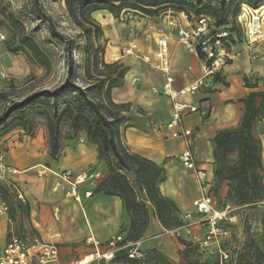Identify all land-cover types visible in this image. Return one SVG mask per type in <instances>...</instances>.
Returning <instances> with one entry per match:
<instances>
[{
	"label": "rangeland",
	"instance_id": "1",
	"mask_svg": "<svg viewBox=\"0 0 264 264\" xmlns=\"http://www.w3.org/2000/svg\"><path fill=\"white\" fill-rule=\"evenodd\" d=\"M205 1H210L218 7H224L228 13L229 25L236 23L237 15L244 4L257 9L255 15H260L264 8V0ZM178 13L180 11L162 9L158 16H150L124 10L115 16L106 10L104 13L97 14L99 19L94 17L101 24L103 31L95 37L93 33L86 36V33L73 23L64 0H0V32L5 35L4 41L10 51L16 52L22 49L34 66V71L26 78L21 81H9V86L0 92V115L13 101H21L35 92H47L41 98L35 99L33 108L28 111L26 118L33 125L30 131L20 127L12 128V125L16 123L13 115L5 124L0 125V134L13 133L12 137L15 141L24 142L26 140L39 149L38 152L48 149L53 169L57 172L66 168H72L77 173L99 171L103 180L109 174V168L104 160L98 158L97 146L90 143L84 137L83 132L75 136L71 135L69 139L64 140L59 157L52 158L48 144L46 112L52 111L50 106L54 102L59 105L60 109L65 106V103H77L81 91L93 82L88 78L86 70L89 69L92 75L97 76L115 69L116 72L125 69V75L119 86L113 88L111 93L115 103L124 104L123 108L128 109L121 111V114L145 125L144 131L151 135V139L159 135L167 140L180 141L181 139L172 136V132L164 125L169 120L171 107L168 97L161 92L162 73L155 65L152 66L143 61L140 56L124 53L128 46L137 43L141 52L139 54H148L153 58L156 38L167 36L173 69L176 70L178 79L180 78V84L186 81V77L197 78L198 73L189 74L187 72V64H192L194 59H196V72L199 71L197 65L200 61L197 57L191 58L184 66L178 65L177 48L183 50L186 58L191 54L185 46L179 43L176 34L172 33L168 24L169 18ZM191 14L195 16L192 10ZM205 15L212 19L211 15L207 13ZM48 16L52 18L56 27L55 33L51 31L45 19ZM261 19L264 20V16H261ZM191 21L193 22V18ZM179 22L182 25L187 23L183 18ZM245 29L244 23L239 26L234 39L230 36L227 38L228 41L223 42V47L233 57L228 65L244 57L251 61L264 57V38L259 39L257 43L250 44ZM24 37L35 42L43 56L49 60L48 65L39 63L34 53L22 43ZM254 76L262 78L260 75ZM85 91L93 100L98 101L100 91L97 88H89ZM104 91L105 88L101 90V93ZM199 93L196 94L198 98ZM114 111L120 110L114 109ZM126 124L122 125L121 130L129 126ZM63 131H65L64 128ZM257 132L262 140L264 162V131L260 132L257 129ZM2 145L0 142V146ZM35 153L33 149L29 151V154L23 155L31 156ZM92 154L97 156L96 165L95 168H88L87 161ZM14 155L15 151L11 156L12 159ZM171 159L174 161L168 165L166 180L160 185L161 191L164 194H171L177 200L180 211L189 210L192 205L188 198L192 194L196 196V186L190 177L181 172L179 154L166 158V163ZM14 166L20 170L15 177L28 197L30 213L27 214L25 209H20L16 205L17 199L14 193L0 183V192L5 195L10 204L8 220L0 219V244L13 234L28 238L29 241L38 239L57 242L61 246L66 263H70L94 252L93 245L88 242L91 235L100 241L103 247L114 235L127 236L128 228L125 227V223L131 219V215L125 210L118 197L108 196L103 192L95 193L93 198L83 201L82 209L73 198L66 197L60 191H52L55 174L47 171L46 174L41 175L36 168L31 169L34 166L30 165ZM39 169L42 168L39 167ZM216 198L219 203L224 201L219 194ZM262 205L264 206V201ZM261 210L262 206L256 208L242 206L238 209V223L231 226V238L228 244L235 257L239 255L248 237L254 236L259 240L262 236L264 216ZM56 211H60L58 219L55 217ZM162 227L161 231L153 235L158 238V246L161 248L157 250L173 264H202L199 260V252L189 246L185 238L173 235L170 229ZM145 238L146 234L141 241ZM139 247L145 256L151 252L142 249L141 245ZM129 264L148 263L142 259ZM149 264H155V262L152 261Z\"/></svg>",
	"mask_w": 264,
	"mask_h": 264
},
{
	"label": "trees",
	"instance_id": "2",
	"mask_svg": "<svg viewBox=\"0 0 264 264\" xmlns=\"http://www.w3.org/2000/svg\"><path fill=\"white\" fill-rule=\"evenodd\" d=\"M64 2L73 23L83 30L86 36L92 33L95 37L102 34L101 24L92 15L99 10H107L115 16L124 10L158 16L162 9H172L180 13L184 12L190 19L207 13L212 16L211 21L215 32L228 29L229 37L234 39L239 29L237 19L235 24L229 25L228 13L224 7H218L205 0H64ZM189 8L195 16L191 14ZM45 19L51 31L55 33L56 27L52 18L48 16ZM22 43L28 46L40 64H49V60L43 56L33 40L24 37ZM105 65L111 67V65ZM125 72V69L119 72L115 69L107 74L100 73L94 76L89 69L86 70L88 78L93 82L85 90L97 88L100 91L98 101L93 100L85 90H82L77 103H65V106L60 109L54 102L50 106L52 111L46 112L48 144L52 158L59 157L64 140L80 132L85 134L90 143L97 146L98 158L104 160L109 168V174L96 186L94 194L103 192L105 195L120 198L123 207L131 215L128 233L122 244L142 240L152 215L165 229L172 230L181 224L182 213L177 203L161 191L160 185L167 177L166 169L149 158L131 152L122 140L121 127L130 118L121 114V111L128 109L123 108L124 104L115 103L111 93L113 88L119 86ZM225 77L223 74H216L213 81L220 86H226ZM245 79L246 87L257 88L259 81L264 86V77L255 78L254 83H249L247 78ZM104 88V93H101ZM46 93L45 91L35 92L21 101L11 102L0 115V125L5 124L14 115L16 123L12 125V128L20 127L30 131L33 125L26 118L28 111L33 108L34 100ZM242 102L244 109L239 124L219 130L212 139L214 181L213 183L209 181V186L217 200L220 183L228 181L227 199L221 203L218 202L219 205L229 201L238 209L242 206L250 208L262 206L261 211L264 216L262 205L264 162L262 140L257 132L258 124L264 119V89L251 91ZM114 109L120 111H114ZM4 134H0V137ZM16 205L20 209H25L27 214L30 213L28 202L16 201ZM262 223L264 225V217ZM261 235L259 240L254 236L248 237L237 257L230 249L231 258L224 264H264V228ZM229 241L225 243L228 249ZM188 244L191 246L189 242ZM150 251L148 256H145L143 252L148 264L152 261L155 264H173L159 250ZM198 256L202 264H220L217 257L202 259L199 254ZM138 260L130 258L125 249L117 252L113 258V261L122 264L134 263Z\"/></svg>",
	"mask_w": 264,
	"mask_h": 264
},
{
	"label": "built area",
	"instance_id": "3",
	"mask_svg": "<svg viewBox=\"0 0 264 264\" xmlns=\"http://www.w3.org/2000/svg\"><path fill=\"white\" fill-rule=\"evenodd\" d=\"M256 11L257 9L244 4L237 16L238 25L242 26L244 23L246 25L245 32L250 44L264 38V20L261 19V16H264V8L260 15H255ZM181 18L186 20L185 25L179 22ZM191 20L187 14L181 12L170 17L168 21L179 43L201 63L202 74L182 87L178 88L175 85L176 75L167 36L156 38L153 58L148 54H139L141 52L137 43L128 46L124 53L140 56L143 61L155 65L162 73L161 92L168 97L173 108L166 128L172 132V136L180 138L185 144V148L179 154V164L185 173L191 174L200 189L201 195L193 200L192 209L181 213V224L170 232L185 238L199 252L202 259L217 257L220 264H224L232 255L230 249L225 247V243L231 238V226L238 223V208L229 201L219 205L211 193L207 172L200 167L193 152V132L185 126V119L192 113L207 115V110L201 108V100L196 102L190 97L199 92L215 91L220 87L213 81V77L216 74L224 75L225 67L233 60L230 52L223 47V42L228 41L230 32L228 30L215 32L211 18L205 15L193 18V22ZM4 40L5 35L0 32V42ZM12 149V145L0 146V183L14 193L17 201L27 203L28 197L15 177L19 170L8 162ZM101 181L102 174L99 171L77 173L72 169H65L55 172L53 189L73 198L83 209V201L94 196V190ZM59 212H55L56 219L60 217ZM9 213V201L0 193V219H8ZM123 240L122 235H114L103 247L100 241L90 236L88 242L93 245L94 252L66 263L57 243L38 239L29 241L28 238L13 234L0 244V264H122L113 261V258L117 252L124 249L128 251L130 258L144 259V254L139 249L141 240L122 244Z\"/></svg>",
	"mask_w": 264,
	"mask_h": 264
},
{
	"label": "crops",
	"instance_id": "4",
	"mask_svg": "<svg viewBox=\"0 0 264 264\" xmlns=\"http://www.w3.org/2000/svg\"><path fill=\"white\" fill-rule=\"evenodd\" d=\"M104 11L106 10L95 11L92 15L93 17H96V19H99L97 18V14L104 13ZM176 53L179 54V66H184L191 58L194 59V57H196L191 53L190 57L186 58L181 48H177ZM195 60L196 59H194V62H191L192 64L188 62L189 64H187V72L189 74H192L193 72L194 74L198 73L199 77L202 74L200 70L201 63L198 62L197 68H199V71L197 70L196 72ZM33 71L34 66L28 60L27 55L22 51V49L13 52L10 51L5 41L0 42V92H3L4 89L9 86V81H21ZM174 72L176 75L175 85L178 88L198 78L186 77V81L180 84V78L178 79L176 70H174ZM224 75L226 76V86H220L215 91L199 93V98L196 97V95L194 97H190L191 100L196 102L198 100H201V108L207 110V115L204 117L200 113H192L188 115L185 119V126L191 129L193 132L192 149L195 154V157L197 158L200 167L206 170L207 179L211 183H213L214 181V158L212 139L215 137L216 133L219 130L237 126L240 122L244 109V103L242 102V100L246 98L251 91L264 89L263 83L261 81L258 82L257 88L246 87L245 79L247 78L249 83H254L256 82L254 75H260L264 77V57L256 61H251L246 57L241 58L238 61H235L234 63L228 65L224 70ZM169 103L171 107L169 114L170 118L173 108L170 100ZM166 122L164 123L165 126ZM128 123L129 126L122 130V140L129 147L130 151L155 161L160 166H163L166 169V172H168V165L174 160L171 159L170 161H168V163H166V158L180 154L181 151L185 148V144L183 143V141L180 139H178L180 141H171L170 139L167 140L165 138H161L159 137V135H157L156 138L151 139V135L148 132L144 131L145 125L140 124L135 119H131L130 121H128ZM257 129L260 132L261 130L264 131V119L257 126ZM12 135L13 133L0 137V142L4 146L12 145L15 148L17 147V149H12V153L8 158V162L10 164L16 165L17 167H24L26 165L34 166L31 169L36 168L38 173L41 175L46 174L47 171L53 174L57 172L53 169V163L48 155V149H45L43 152H38L39 149L34 147L31 143L26 142V140L24 142L19 140L15 141ZM11 137L12 139H10ZM33 149L36 151L35 154L31 156L23 155L25 153L29 154V151H32ZM14 151L15 155L14 159H12L11 156L14 154ZM22 157H24V159H22ZM96 160V154H92V156H90L87 161L88 168H95ZM39 167L42 169H39ZM181 172L186 176L190 177L196 186V196L192 194L188 198V201L191 202L192 205L193 200H195L201 195V193L199 194L200 189L197 182H195V180L192 178L191 174L185 173L182 168ZM54 184L55 181L52 184V191L56 192L53 189ZM228 190V181H223L218 187V194L221 195L222 198L227 199ZM164 195L172 197V199L177 203V205H179L177 200H175V198L171 194ZM119 201L122 204L121 199ZM184 211L186 210H182V212ZM130 221L131 219H129L125 223L126 228H129ZM161 227V223L152 215V217L150 218L149 226L146 230V238L140 244L142 249H161L158 246V238L153 237L155 233L161 231ZM160 234H162V232H160ZM6 240L7 239H5L4 242ZM61 253L62 258L65 261V257L62 250Z\"/></svg>",
	"mask_w": 264,
	"mask_h": 264
},
{
	"label": "bare ground",
	"instance_id": "5",
	"mask_svg": "<svg viewBox=\"0 0 264 264\" xmlns=\"http://www.w3.org/2000/svg\"><path fill=\"white\" fill-rule=\"evenodd\" d=\"M119 58V57H118Z\"/></svg>",
	"mask_w": 264,
	"mask_h": 264
}]
</instances>
